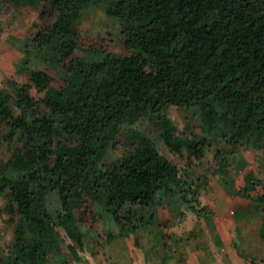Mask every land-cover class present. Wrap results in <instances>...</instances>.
I'll return each instance as SVG.
<instances>
[{
  "label": "trees",
  "instance_id": "trees-1",
  "mask_svg": "<svg viewBox=\"0 0 264 264\" xmlns=\"http://www.w3.org/2000/svg\"><path fill=\"white\" fill-rule=\"evenodd\" d=\"M14 6L41 0H5ZM63 7H102L123 24L134 52L105 56L102 75L85 84L70 82L49 103L62 114L64 140L52 162L38 164V146L28 137L41 129L52 149L50 118L31 106L24 94L14 113L7 93H0V117L10 134L24 139L5 168L0 188L7 207L21 214L14 230V251L0 264H38L45 258L51 235V214L30 199V186L43 181L56 190L64 209L86 178L104 190L110 204H149L164 187L162 172L181 184L177 168L149 136L131 126L142 116L165 128L163 111L174 103L193 107L208 135L186 136L181 144L202 159L217 137L230 147L257 143L264 131V0H53ZM38 47L52 44L61 57L77 47L75 37H35ZM41 60L45 58L40 55ZM38 88L47 87V69H30ZM123 152L104 167L110 150Z\"/></svg>",
  "mask_w": 264,
  "mask_h": 264
},
{
  "label": "rangeland",
  "instance_id": "rangeland-1",
  "mask_svg": "<svg viewBox=\"0 0 264 264\" xmlns=\"http://www.w3.org/2000/svg\"><path fill=\"white\" fill-rule=\"evenodd\" d=\"M75 37V51L61 57L52 44L38 47L35 37ZM129 55L123 24L102 7H63L53 0L20 5L0 0V93H7L14 113L22 92L31 106L50 118L54 142L44 143L41 129L28 137L38 146V164L52 162L62 146V114L50 99L70 82L85 84L102 75L105 56ZM42 55L45 60L39 57ZM30 69H47L50 84L40 89ZM160 131L139 116L131 124L149 136L159 152L177 168L181 184L164 169V187L149 204H110L104 190L86 178L64 209L56 190L43 181L31 183L33 204L51 214V235L45 258L38 264H264V131L257 143L230 147L217 137L202 159L181 144L186 136L211 134L193 107L168 104ZM24 139L10 134L0 117V170ZM124 147L112 148L107 167ZM14 175V170L5 168ZM0 188V259L14 251L13 238L22 216L7 207Z\"/></svg>",
  "mask_w": 264,
  "mask_h": 264
}]
</instances>
